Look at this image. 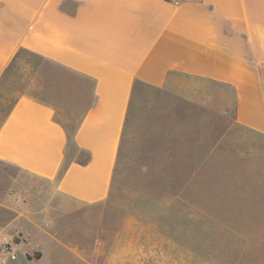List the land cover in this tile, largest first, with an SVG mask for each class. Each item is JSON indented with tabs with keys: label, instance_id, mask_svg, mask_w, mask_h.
Returning <instances> with one entry per match:
<instances>
[{
	"label": "crops",
	"instance_id": "obj_1",
	"mask_svg": "<svg viewBox=\"0 0 264 264\" xmlns=\"http://www.w3.org/2000/svg\"><path fill=\"white\" fill-rule=\"evenodd\" d=\"M179 1L0 0V86L17 64L37 86L0 124V163L48 182L51 200L90 205L131 162L161 170L164 128L193 114L231 113L264 138V0ZM5 195L0 243L41 250L57 220Z\"/></svg>",
	"mask_w": 264,
	"mask_h": 264
},
{
	"label": "rangeland",
	"instance_id": "obj_2",
	"mask_svg": "<svg viewBox=\"0 0 264 264\" xmlns=\"http://www.w3.org/2000/svg\"><path fill=\"white\" fill-rule=\"evenodd\" d=\"M30 76L23 64L9 68L0 86V124L19 96L36 93ZM193 115V126L190 120L164 128L161 170L159 162L139 168L144 161L118 173L115 167L107 197L90 205L51 200L48 182L0 163L7 202L57 220L45 247L24 258L32 264H264V138L237 127L231 113L211 112L204 122ZM139 249L152 253L140 257ZM7 257L0 254V264Z\"/></svg>",
	"mask_w": 264,
	"mask_h": 264
},
{
	"label": "built area",
	"instance_id": "obj_3",
	"mask_svg": "<svg viewBox=\"0 0 264 264\" xmlns=\"http://www.w3.org/2000/svg\"><path fill=\"white\" fill-rule=\"evenodd\" d=\"M164 2L166 3H170L174 6H177L180 4V1L179 0H163ZM194 2H198L200 0H192ZM0 254H6V255H10L12 256L14 253H13V250L11 248V246L9 244H6V243H0Z\"/></svg>",
	"mask_w": 264,
	"mask_h": 264
},
{
	"label": "water",
	"instance_id": "obj_4",
	"mask_svg": "<svg viewBox=\"0 0 264 264\" xmlns=\"http://www.w3.org/2000/svg\"><path fill=\"white\" fill-rule=\"evenodd\" d=\"M29 264V260H26L23 256L14 254L4 259V264Z\"/></svg>",
	"mask_w": 264,
	"mask_h": 264
},
{
	"label": "trees",
	"instance_id": "obj_5",
	"mask_svg": "<svg viewBox=\"0 0 264 264\" xmlns=\"http://www.w3.org/2000/svg\"><path fill=\"white\" fill-rule=\"evenodd\" d=\"M13 106V105H12Z\"/></svg>",
	"mask_w": 264,
	"mask_h": 264
}]
</instances>
